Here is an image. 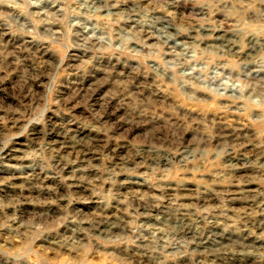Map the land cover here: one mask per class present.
Masks as SVG:
<instances>
[{
	"label": "rangeland",
	"instance_id": "obj_1",
	"mask_svg": "<svg viewBox=\"0 0 264 264\" xmlns=\"http://www.w3.org/2000/svg\"><path fill=\"white\" fill-rule=\"evenodd\" d=\"M5 124L0 264H264L260 0H0Z\"/></svg>",
	"mask_w": 264,
	"mask_h": 264
},
{
	"label": "clouds",
	"instance_id": "obj_2",
	"mask_svg": "<svg viewBox=\"0 0 264 264\" xmlns=\"http://www.w3.org/2000/svg\"><path fill=\"white\" fill-rule=\"evenodd\" d=\"M260 3H261V5H264V0H260ZM4 127L7 129V131H5L3 133L4 141H3V144L0 145V151H3V148H6L8 146V142L12 138L24 135L28 131L27 125H21L20 128H19V131H17V132H14L12 130V128H9L7 126V124H5ZM14 127H15V125H14ZM47 159L50 160L51 157H48ZM67 162L68 163H74V161L71 160L70 158L67 160ZM51 166H52L51 164L45 162V167H51Z\"/></svg>",
	"mask_w": 264,
	"mask_h": 264
},
{
	"label": "bare ground",
	"instance_id": "obj_3",
	"mask_svg": "<svg viewBox=\"0 0 264 264\" xmlns=\"http://www.w3.org/2000/svg\"><path fill=\"white\" fill-rule=\"evenodd\" d=\"M212 31H213V30H212ZM212 31H211V32H212ZM252 44H253V43H252ZM251 46H252V45H251ZM253 46H254V45H253ZM251 48H252V47H251ZM248 51H249V50H248ZM245 188H246V187H245ZM243 189H244V188H243Z\"/></svg>",
	"mask_w": 264,
	"mask_h": 264
}]
</instances>
